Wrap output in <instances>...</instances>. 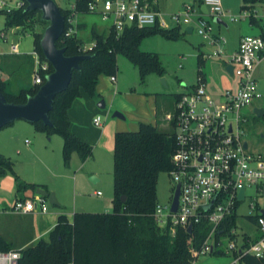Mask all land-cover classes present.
Returning <instances> with one entry per match:
<instances>
[{
	"label": "trees",
	"instance_id": "16d2710c",
	"mask_svg": "<svg viewBox=\"0 0 264 264\" xmlns=\"http://www.w3.org/2000/svg\"><path fill=\"white\" fill-rule=\"evenodd\" d=\"M263 1L243 0L241 9L251 12L249 18L253 24L259 23V18L251 10ZM93 2L95 0H76L75 9L58 4L65 18V28L57 46L64 48L67 56L87 57L80 62V68L73 71L68 88L55 97L50 111L52 124L47 125L41 120L33 123L38 130L49 136L58 134L63 138V158L66 165L70 163L73 152H77L82 161L93 154V146L71 130L69 110L74 101L82 97L83 92L89 96H100L97 90L99 80L102 76H116L117 56L120 53L139 67L142 79L151 70L163 74L165 68L159 55L141 50V41L156 34L178 40L185 33L181 31V26L167 29L158 25H132L126 27L120 35L112 27L108 34L92 29L96 46L92 50L83 51L85 44L76 32L66 35L72 25L69 17L73 13H93L89 9ZM195 2L202 4V0ZM27 5L26 2L19 9L0 14H4L7 28L19 26L25 32L31 31L36 37L39 34L35 16L41 11L27 10ZM261 35L264 37V32ZM40 40L41 37L37 40L34 38V49L44 61L46 58ZM198 59L199 75L203 72L201 66L204 59L201 54ZM35 67V57L32 54H0V92L7 102L25 103L45 83L46 75L54 71L51 63L47 71L40 69L43 81L38 84L33 80ZM13 82L16 83L14 86ZM174 126V122H171L169 130H162L157 124L140 122L135 131H118L113 152V211L95 213L80 210L75 213L73 222L66 215H60L48 241L41 239L21 250L20 264H189L192 249L202 247L210 226L201 223L194 225L191 232L183 227H177L173 231L170 226L162 229L155 216L159 202V177L172 169L171 156L176 147ZM13 166V160L0 153V177L13 174L18 193L35 191L42 186L22 180ZM122 196H126V201H122ZM250 218L258 222V217ZM235 225L236 214L228 218L222 227L230 229ZM9 249L10 246L0 236V250ZM239 264H264V258L245 254L240 258Z\"/></svg>",
	"mask_w": 264,
	"mask_h": 264
},
{
	"label": "built area",
	"instance_id": "2783aa9c",
	"mask_svg": "<svg viewBox=\"0 0 264 264\" xmlns=\"http://www.w3.org/2000/svg\"><path fill=\"white\" fill-rule=\"evenodd\" d=\"M75 1L70 7L75 9ZM157 0H95L89 5L91 12H98L101 18L111 23V27L120 35L129 26L153 27L170 29L165 19L156 7ZM26 5V1L19 0L13 8ZM208 9V14L202 6ZM4 0H0V12L12 10ZM250 16V11H245ZM256 18L264 21V15L253 13ZM0 24V54L21 53L19 42L13 35L19 26L7 28L4 21ZM76 13L69 17L72 24L66 35L76 32ZM227 17L237 21L239 16L227 13L223 8L222 0H202V4L185 2L179 11L171 14L170 21L175 27L193 26L194 30L202 36L212 47L216 46L208 57H224L222 43L225 38L216 35L213 30L211 17ZM96 42L84 45L83 51L92 50ZM35 57L34 82L42 83L40 69L47 71L49 61H42L39 53L34 49L31 53ZM229 61L234 64V73L238 78L236 89H226L218 98L212 97L207 90V79L204 75H197L195 84L180 93L176 99L174 113L166 115L170 125L174 122L176 147L171 156L172 169L168 171L174 183V190L180 189L177 210L173 211L174 196L166 202L159 201L155 216L162 228L170 226L174 231L177 227L188 230L189 226L207 223L210 226L208 235L200 249L193 248L192 259L189 264H197L201 254L217 252L222 245V236L235 235V226L227 229L222 227L224 222L235 214L239 199V192L244 187L246 198L247 182L259 185L264 193V158L254 159L256 166H251L253 160L247 152L245 142L242 140L240 128V111L252 105L255 97H259L258 82L255 75L257 67L264 61V37L262 35H244L239 46ZM116 82V76H111ZM246 120V119H244ZM102 116L94 118V124L102 126ZM28 142V140L26 141ZM246 183V184H245ZM101 194V192H98ZM263 198V197H262ZM243 199V200H244ZM49 199L39 193L31 198H17L10 206L9 211L17 213L42 212L49 209ZM211 204L210 208H206ZM257 210L258 227L262 233L260 240L248 242L238 247L230 242L229 251L236 255L234 263L239 262L245 254H252L264 258V202L254 205ZM215 243V245L213 244ZM21 250H0V264H20ZM72 264V263H69Z\"/></svg>",
	"mask_w": 264,
	"mask_h": 264
},
{
	"label": "rangeland",
	"instance_id": "374dc122",
	"mask_svg": "<svg viewBox=\"0 0 264 264\" xmlns=\"http://www.w3.org/2000/svg\"><path fill=\"white\" fill-rule=\"evenodd\" d=\"M4 1L8 8L12 9V6L14 7L17 5V1L19 0ZM55 1L63 7H66L68 4L66 0ZM189 1L195 2V0ZM227 1L230 6L229 8H225L227 13L242 17H239L237 22L227 19L226 17L225 21L227 22V25L218 24V16L211 17L214 33L218 36L222 35L225 38V42L222 43L225 53L231 50L233 44L241 33L245 35H261L264 32V21L260 20L261 18H259V23H254L253 26H249L250 18L249 16H246V10H241L243 0ZM177 3H181V0H167L166 5L168 9L162 7V11H160L166 19H169L171 14L175 12L172 11V9ZM19 8H13L12 10ZM251 11L258 15H264V1L262 3H257ZM2 21L3 16L0 15V24ZM35 22L39 34L38 36L36 35V37H34L29 30H27V32L17 30V33L13 35L14 39L19 42L21 51L24 53H32L34 49V38L36 40L39 37L42 38L45 28L49 25V21L43 19L42 13L36 14ZM184 28L185 27H183V29ZM219 30L221 33H218ZM78 31L79 30L76 32L78 33ZM85 33L87 36L83 37ZM80 36L88 45L91 44L92 41L89 37V30H86V32L81 31ZM183 37V39L178 40L167 39L161 36L150 38L148 36V38L145 37L147 38L146 40H144L145 38L143 39L144 42L140 49L145 52L158 53L165 68L163 74L154 70L148 71L144 79H142L138 66H136L125 54H118V71L116 74L118 76V81L116 80V82H113L111 76H102L99 82L103 96L100 98L99 96H90L97 98L96 104L98 107V103L101 100H104L105 102V108L99 107L100 111L98 115L107 117V119L109 118L108 123H110L112 119H114L113 114L116 111L123 113L126 117L122 119L120 123L126 125L124 127L129 131L137 130L139 123L141 122L140 120L147 119L155 122L156 116L154 114V109L156 97L161 98L165 95L176 94L178 93L177 90L182 89L183 86L191 85L196 82L199 70V47H203L205 50L211 51V53L217 48L216 46H204L203 37L196 31L194 33H186ZM36 45L35 42V46ZM205 57V64L201 66L203 69L201 75H206L208 81L207 90L209 94L218 99L226 89L234 90L233 87L237 85L238 78L233 77L226 71L224 60L228 61L227 57L226 59H223V57L220 56L209 58L204 53L202 58L204 59ZM7 59H12V57H7ZM256 77L258 82L257 91L261 95L255 97L252 105L244 107L240 111L242 140L243 142H248L249 147L247 148V152L251 154V157L253 158L250 162L253 167L256 166V163L254 162L255 158H258L259 156L264 158V116L259 117L254 112L255 107L264 109V61L261 63L260 69L256 72ZM162 78H165L166 84L163 83ZM3 79L6 80L4 77ZM26 82L28 83V81H25V83ZM15 84L16 83L13 82V86ZM170 100L171 103H167V110L173 111L172 96ZM123 110H128V112ZM166 115L159 116L157 119V124L162 130H169L170 128ZM19 121H21V119L6 125L5 128L3 127L2 130L0 129V133L3 129L15 128V125H17ZM88 132L92 136L95 135L94 133L96 130L89 128ZM16 137H19L18 141H16ZM27 139L36 144L34 152L27 147V144H25ZM7 144H9L16 153V156L12 155L13 162L26 163L23 166V170L28 174L37 177L39 180L54 179L58 183L65 181V178L62 176V166L60 169L56 170V158L54 156H48V152H52L53 149L48 141L42 143L34 141L29 131L21 130L19 133L10 137ZM92 145L94 148L92 156L86 159V161H82L77 153V160L72 161L71 163L72 174L73 176L77 175L78 189L80 191L76 203L81 205H77L76 207L85 210L87 208V210H91L90 212L95 213L112 212L114 170L113 152L112 150L106 149L108 148L107 146L106 148H103L98 147L95 144ZM75 178L76 177L72 179L73 183H75ZM95 178L98 180L96 181ZM261 185V183L257 185L255 183L247 182L246 198L238 202L235 210L236 225L233 239L228 235L222 236L220 239L222 245L217 247V252L201 254L197 260V264H239V262L234 263L236 255L232 253L233 251H229L228 249L230 242H235L240 248L243 247L248 240L251 242L260 240L262 233L258 227V223L254 222L250 217H257L258 213L256 209H252L251 205H258L264 202V193L259 190V186ZM173 189L174 183L170 179L169 173H162L158 182L159 201H169L172 198ZM95 190H100L103 195H95ZM213 244L215 245V243Z\"/></svg>",
	"mask_w": 264,
	"mask_h": 264
},
{
	"label": "crops",
	"instance_id": "0c3cea01",
	"mask_svg": "<svg viewBox=\"0 0 264 264\" xmlns=\"http://www.w3.org/2000/svg\"><path fill=\"white\" fill-rule=\"evenodd\" d=\"M70 0L67 4V6H70L71 4ZM171 1V0H170ZM223 1V8L227 12L225 8H229V4L227 0H222ZM167 0H157L156 7L158 10L162 11V7L165 9H168L166 5ZM173 2V1H172ZM185 2H191L189 0H181V3H177L174 5V8L172 11H179L183 4ZM175 4V3H173ZM163 5V6H162ZM243 5V3H242ZM242 10V9H241ZM242 17V16H239ZM226 17H220V22L218 21V24H224L227 25V22L225 21ZM166 19V18H165ZM229 19V18H227ZM241 19V18H240ZM239 19V20H240ZM100 20V21H99ZM169 25L172 27H175L173 23L170 21V18L167 19ZM238 21V20H237ZM235 21V22H237ZM75 22L77 26L78 37L81 38L84 42L85 45H88L87 42L80 36V32L86 30L90 31V40L92 42V29H96L99 33H105L108 34L110 32L111 28V23L109 21H105L101 18L100 14L98 12H93V13H84V14H76L75 16ZM107 22V23H105ZM254 24L250 21L249 26H253ZM183 27H185L183 29ZM186 25L181 26V31L186 33H190L187 31ZM183 29V30H182ZM195 30L192 32L194 33ZM218 33H221L219 30ZM183 35V36H184ZM245 34L241 33L239 37L236 39L235 43L233 44L231 50L228 52H224V57L223 59H228L224 60V64L226 66V71L232 75L233 77H236L234 73V64H232L229 61L230 56L237 51L239 42L242 36ZM86 33L84 34L83 37H86ZM155 36H161L164 37L160 34L152 35L150 37H155ZM148 38V37H147ZM145 38L144 40H146ZM165 38V37H164ZM182 37L181 39H183ZM144 40L141 42V45L143 44ZM91 42V43H92ZM204 46L208 45L210 47L211 45L208 44L205 39L203 38ZM142 50V49H141ZM144 51V50H143ZM226 51H227V46H226ZM24 53V52H21ZM210 54L211 51L205 50V48H200L198 49V55L201 54ZM31 54V53H30ZM158 54V53H157ZM159 55V54H158ZM160 56V55H159ZM210 58V57H209ZM205 59L204 58V64H205ZM199 60V59H198ZM261 64L257 67L256 72L260 69ZM203 70V69H202ZM206 74V72H205ZM198 75V73H197ZM256 75V73H255ZM206 76V75H205ZM118 76L116 75V79ZM34 80V79H33ZM118 81V80H117ZM208 82V81H207ZM195 82L191 85H186L183 86L182 89L177 90L178 93L172 94V95H165L161 98L156 97L155 99V109H154V114L156 116V121L152 122L147 119L140 120L141 122H146V123H153L157 124V119L159 116L166 115L169 113H174L175 111V103L177 99V95L180 93L184 92L185 90L191 88ZM238 87V81L237 85L233 87L236 89ZM98 93H99V98L103 96L101 93V85L100 82L97 87ZM120 94V93H118ZM121 95V94H120ZM173 98V111H168V105L167 103L170 102V98ZM97 98L90 97L88 94L85 92L82 93V97L80 99L75 100L73 103L72 107L69 110V117L71 120V130L79 136L83 141L89 143V144H95L98 147H103L108 148V150H112L114 152V147H115V135L118 131H126L127 129L124 127L126 125L120 123L122 119L120 117H114L110 123H108L107 117H102L103 123L102 126L98 127L94 124V118L99 114V107L96 104ZM160 100V101H159ZM127 111L128 110H123ZM130 112V111H129ZM126 114V113H125ZM126 117V116H125ZM20 120V119H19ZM14 123V122H13ZM158 125V124H157ZM15 128H9V129H3L0 133V153L9 157L12 159V155L16 156V153L14 152V149L10 147L9 144H7L8 139L15 135L16 133H19L21 130H27L30 132V135L33 137L34 141H38L40 143L42 142H49V144L52 145L53 149L52 152H48V156H54L56 158V164L55 168L60 169L62 166V176L65 178L64 182H57L54 179L51 180H39L37 177L28 174L23 170V166L26 163H17L14 161V171L15 173L24 181L29 182V183H35L39 186L49 192H54L59 204L57 205H51L49 203V209L47 212L42 213V212H29V213H17V212H12L9 211L10 206H12V203L20 197H25V198H30L37 193V187L35 191L28 190L24 193H18L17 192V181L16 178L13 174H7L3 177H0V236L4 239V241L10 246V249H16V250H23L24 248L36 244L38 241L41 239L44 240H49L50 238V233L55 227L58 218L60 215L64 214L66 215L71 222L74 220V215L78 209H82L84 211L90 212L91 210H86L83 208H77L76 200L80 194V191L78 189V180H77V175L73 176L72 174V166L71 163L72 161H76L78 158L77 157V152H73L71 155V160L68 165L65 164L64 158H63V138L58 135V134H53V135H48L43 131L38 130L34 124L31 122H28L26 120L21 119L17 125H15ZM95 126V127H94ZM5 128V126H4ZM89 128L96 130L94 133L95 135H90L88 130ZM2 130V128H1ZM28 133V132H27ZM19 137H16V141H18ZM28 142H25L27 144V147L31 151H35L36 144L32 143L29 139H27ZM94 142V143H93ZM91 144V145H92ZM93 146V145H92ZM94 150V148H93ZM92 156V155H91ZM86 161V160H85ZM81 168V167H80ZM75 178V183H73L72 179ZM96 181L98 180L95 178ZM98 192H101L100 190H95L94 194L97 196H102L103 193L98 194ZM52 206V207H51ZM51 207V208H50Z\"/></svg>",
	"mask_w": 264,
	"mask_h": 264
},
{
	"label": "water",
	"instance_id": "95a60500",
	"mask_svg": "<svg viewBox=\"0 0 264 264\" xmlns=\"http://www.w3.org/2000/svg\"><path fill=\"white\" fill-rule=\"evenodd\" d=\"M27 2V10L41 11L43 19L49 21V25L45 28L40 45L43 54L49 63L54 67V71L46 75V81L40 86L35 95H30L25 103L7 102L4 95L0 92V129L4 126L23 119L34 123L43 121L47 125H51L50 111L53 108L54 99L57 94L66 90L71 82L72 74L75 69L80 68V62L86 58V55L67 56L64 48L57 46V41L63 34L65 28V18L62 14L59 5L55 0H24ZM204 12L208 14V9L205 5L202 6ZM220 22V19L218 20ZM187 31L192 33L193 26H188ZM166 84L165 78H162ZM99 107L105 108L104 100L98 103ZM254 112L259 116H264V109L255 107ZM114 117L125 118L123 113L116 111ZM247 148L248 142H245ZM37 193L47 197L51 205L59 204L54 192H49L41 187L37 189ZM180 189L177 187L172 210L176 211ZM245 196V188L239 192V199L243 200ZM122 201H126V196H122ZM209 204L206 208H210ZM79 211L82 209H78ZM188 231H192V226H189Z\"/></svg>",
	"mask_w": 264,
	"mask_h": 264
},
{
	"label": "flooded vegetation",
	"instance_id": "af4514ba",
	"mask_svg": "<svg viewBox=\"0 0 264 264\" xmlns=\"http://www.w3.org/2000/svg\"><path fill=\"white\" fill-rule=\"evenodd\" d=\"M175 195V190L173 189V193H172V196L171 197H173Z\"/></svg>",
	"mask_w": 264,
	"mask_h": 264
}]
</instances>
